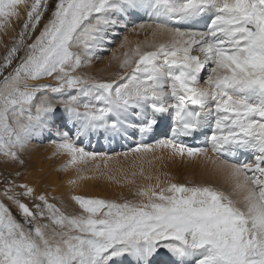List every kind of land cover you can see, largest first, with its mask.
<instances>
[{"label":"snow or ice","instance_id":"snow-or-ice-1","mask_svg":"<svg viewBox=\"0 0 264 264\" xmlns=\"http://www.w3.org/2000/svg\"><path fill=\"white\" fill-rule=\"evenodd\" d=\"M0 44V162L47 141L74 193L114 159L85 141L134 139L127 196L0 176V264H264V0H0ZM177 160L206 179L144 168Z\"/></svg>","mask_w":264,"mask_h":264},{"label":"bare ground","instance_id":"bare-ground-1","mask_svg":"<svg viewBox=\"0 0 264 264\" xmlns=\"http://www.w3.org/2000/svg\"><path fill=\"white\" fill-rule=\"evenodd\" d=\"M146 19L147 18L145 17V20ZM122 34L128 36L129 41L132 42V47L135 46V42L137 40L144 39L143 34H141L139 37L130 32H123ZM7 39L8 38L5 37V40ZM121 39H123V36L114 42L116 43L115 46L110 47V54L105 57L102 56V59H99V62H93L92 67L87 71H89L92 75H97L105 78H107L111 73L117 71V61L112 60V53L115 52L117 57H121L122 52L127 50L119 48ZM93 140L95 141V138ZM86 145L89 147V149L86 147ZM83 146H85L86 150L88 151L108 154L111 155L114 159L108 163V166L106 168L102 164L99 171L95 169V165L93 162L81 165L79 175L90 177V179L79 180L78 187L75 188L74 193L73 189L68 186L66 182L70 178H76V171L69 170L58 172L55 170L56 167L55 163H53V160L57 158L52 157V146L47 141L43 146L38 147V145L36 144L31 145L29 149V155L25 157L28 162L26 168L29 170V172L27 170L25 171L24 181L26 182V180L30 179L32 185L37 187V191L44 190L50 197L52 196V194H55L58 197L67 198L70 193L85 194L88 196H104L105 198H115L120 196L121 194L127 196L130 186L123 185L122 183H118L117 181L123 180V172L121 171V169L128 172L130 175V172L132 170L133 157L129 155V157L125 159L123 155L118 156L117 154L128 151L132 146H134V139L129 138L127 141L118 142L102 139L96 144L97 147L104 149H100V151L98 149L92 150L88 143L84 144ZM47 157L49 159H46ZM57 160L58 165H61V163H63L62 159ZM165 163L167 166L164 168H161L160 162H154L153 165L145 163L144 168L146 171L153 172L157 169H159L160 171H169L172 176L179 182H185L188 180L201 181L206 179L202 176L201 169L199 167L192 168L191 166L186 165L179 160L175 162ZM138 164L139 161H137V165ZM0 166L9 170L12 169V172H15L17 170H25V167H20L19 165H6L2 162H0ZM138 170L139 169L137 167V171ZM101 173H104V175H101ZM109 176L113 177V179L110 180ZM213 179L216 183H220L218 179Z\"/></svg>","mask_w":264,"mask_h":264},{"label":"rangeland","instance_id":"rangeland-1","mask_svg":"<svg viewBox=\"0 0 264 264\" xmlns=\"http://www.w3.org/2000/svg\"><path fill=\"white\" fill-rule=\"evenodd\" d=\"M123 35V34H122ZM120 37H122V36H120ZM115 44L116 43H113L112 45H110V47L112 46H115ZM3 45H0V55L2 56L3 55ZM110 52H111V50H106V51H104L103 53H102V56L103 57H105V56H107L108 54H110ZM105 54V55H104ZM95 63L96 62H99V59L98 60H96V61H94ZM46 142L44 141L43 143H36V142H34L33 144H36V145H38V147L39 146H43L44 144H45ZM86 147L89 149V147L86 145ZM94 149H98L99 151H100V149H103V148H100V147H97L96 145H95V147H94ZM104 150V149H103ZM117 151V150H116ZM101 152H103V151H101ZM46 159H49L48 157L46 158ZM0 160H2V158H0ZM57 159H55V160H53V163H55V170L57 171V168L60 166V165H58L57 164ZM28 171L29 172V170L27 169V168H25V170H20V172L21 173H23V175L21 176V177H19V178H17V182L18 183H24L25 181H24V179H25V171ZM9 173H14V172H12V169H7V168H3V167H1L0 166V176H8L9 175ZM26 182H28V183H30V184H32L31 183V181H30V179L29 180H26ZM83 195H85V194H83ZM52 196H57V195H55V194H52ZM58 197V196H57ZM99 197H102V198H105L104 196H99Z\"/></svg>","mask_w":264,"mask_h":264}]
</instances>
